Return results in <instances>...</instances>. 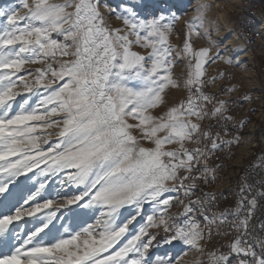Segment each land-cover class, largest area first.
Listing matches in <instances>:
<instances>
[{
    "label": "snow or ice",
    "instance_id": "obj_1",
    "mask_svg": "<svg viewBox=\"0 0 264 264\" xmlns=\"http://www.w3.org/2000/svg\"><path fill=\"white\" fill-rule=\"evenodd\" d=\"M210 7L184 22L180 48L168 0L0 7V264H264V238L249 231L264 180L255 195L245 180L231 213H210L215 194L191 198L216 179L211 156L241 143L201 123L233 119L225 100L209 112L203 91L216 79L206 65L231 58L192 44ZM183 60L188 95L169 106ZM225 224L236 232L227 251H206Z\"/></svg>",
    "mask_w": 264,
    "mask_h": 264
},
{
    "label": "bare ground",
    "instance_id": "obj_2",
    "mask_svg": "<svg viewBox=\"0 0 264 264\" xmlns=\"http://www.w3.org/2000/svg\"><path fill=\"white\" fill-rule=\"evenodd\" d=\"M240 9L242 18L239 23L240 26L236 32V36L238 38H241L242 41H244L245 45L256 43V41L258 42V38H260L261 43L264 42V19H262V21L260 20L261 15L264 16L263 3L260 0H240ZM245 29L247 31H250L248 32V35H245ZM247 49L249 51L248 46ZM260 51L263 52L262 54H264V50L262 51L260 49ZM236 55V63H239L241 67H244V64H246V57L239 53H237ZM258 63L257 72L261 76V78L264 79V68L261 63ZM226 78L228 77L225 76V79ZM227 83H229V80L226 81V84ZM216 85H220V83H212V88H214ZM222 88L223 84L220 88L218 87L216 88V90H214V94H222ZM231 95L232 93H230L228 90H225V98H228L229 111H236V109L240 108L239 112L237 113V120L239 122L246 121L243 127H240L239 125L238 130H234L233 135L236 136L239 135L240 132H244L246 136L242 139L243 143L239 147L240 149H236L235 146H233L231 149L224 148L211 156L208 161V167L215 168L216 165L221 166L215 173L216 179L211 180L208 184H205L202 181L203 184L197 185V189L194 195L191 197L192 199H194L197 196H202L204 193H208L209 189V194H215L219 196V199L222 201V203H230V205L227 204L225 208H222L223 206L219 205L221 202L218 203L219 201L217 202L216 198L212 202L210 213H220L226 210L231 213L235 210L236 197H238V181H240V177H242L243 174H245V172L247 171V166L249 163H254L255 159L259 158L260 156H264V118L255 117L253 123L249 122V118L254 114L251 110L254 105V98L257 100L256 103H258V105H260L261 108L264 109V94L258 90H253V92L251 93V98H249L248 95H241L238 97H233ZM212 108L213 107H209L208 105L207 110L211 112ZM207 120L208 126H212V128L215 129V125H217L216 117L205 119L204 121H202L203 127L207 123ZM215 132L216 131H213L214 134ZM224 138L228 139V137ZM194 146L197 147V145ZM187 200L188 198H185V203H187ZM180 208H182V206H180ZM261 213L262 219H264V211H261ZM231 219H233V217L229 215V220ZM221 231L225 234L221 236H215L214 239L218 246V249L226 251L225 246L235 237L236 232L231 228L229 224H225L221 228ZM249 231L253 232L256 235V229H253V226H249ZM258 237L264 238L261 235H258Z\"/></svg>",
    "mask_w": 264,
    "mask_h": 264
},
{
    "label": "rangeland",
    "instance_id": "obj_3",
    "mask_svg": "<svg viewBox=\"0 0 264 264\" xmlns=\"http://www.w3.org/2000/svg\"><path fill=\"white\" fill-rule=\"evenodd\" d=\"M144 1L146 0H143V2ZM119 2L120 0H109V3L113 5ZM168 2L174 6V10L177 11V13L181 16V19L177 22L175 26V31L173 32L170 38L171 43L173 45H176L177 48L182 47V42H183L184 35L186 32L184 22L186 20H190L193 16L198 15L197 9L199 5L203 3H207L211 6L205 14V24H204V27L200 29L201 35L193 36L191 39H192V44L194 48L198 49L200 47H211L212 48L211 55H215V53L219 51L221 57L231 58L232 60V63L228 64V63H225L223 59H217L214 63H209L208 65H206V72L209 75L211 74L210 77L215 74V73H211L213 71V67L218 68V66L220 65L227 66L224 69V71L221 72L223 75L217 72L218 74L215 76L216 79H215L214 84L220 83V85H216L214 88H212L213 92L214 90H216V88L218 87L220 88L222 86L224 80H225L226 88L235 87L236 82H235L234 76H230L225 79V76H227L228 67L233 68L235 74L242 72L246 80L248 81L247 83L253 81L254 72L252 71V69L254 65H252V59L255 58L256 56H254L253 52L249 53L244 41H242L241 38H238L236 36V32L238 30L237 20H238V17L240 15V10H241L240 0H172V1L168 0ZM14 4L18 5V0H0V7H8ZM262 19H264V16L261 15L260 20L262 21ZM110 22L113 26H119L121 23L119 20L115 19L114 16L111 17ZM205 29L209 31L210 37L212 41H214L213 44H209L208 39L203 36ZM257 40H258V43H257L256 49L260 57L264 59V54H262L263 52L260 51V49L262 51L264 50V42L261 43L260 38H258ZM134 50L140 51L142 53H146L148 51L146 49H139V48H136ZM237 53L242 54L246 57V60H245L246 64H244V67H241L239 63L238 64L236 63ZM256 59L258 60V57H256ZM186 65H187V60H183L177 63L175 67L173 68L174 78H176L177 80L181 82V87L178 89L167 90L166 99L168 101L169 106L177 104L181 100L186 99L188 95L187 90L183 87V81L187 77V71H188ZM30 67L34 68L36 66H30ZM236 67H238L240 72L236 69ZM227 80H229V83L226 84ZM260 84H261V88L263 89H256V88L247 89V88H243L242 86L238 84L239 90L237 92V95L233 97H238L241 95H248V97L251 98L252 96L251 93L253 92V90H258L264 94V79L263 78L260 79ZM250 90H251V93H250ZM229 92L232 93V90ZM256 102L257 100L254 98V105L251 109L254 114L253 116L249 118L250 123H253V121L255 120L254 119L255 117L264 118V109H262L261 106L258 105V103ZM159 111L160 109H157L156 113L158 114ZM263 126H264V123H263ZM239 136L241 137V143L239 146H235L236 149H240L239 147L243 143L242 139L246 135L244 132H240ZM51 139L54 141L56 137L53 135ZM194 145L195 144H192L193 148L195 147ZM215 197L217 198V202L219 201L218 203L221 202L219 205L223 206L222 208H225L227 204L230 205V203H227V202L222 203V201L219 199V196L215 195ZM145 208L146 210H150L148 205H146ZM181 210L182 208H180L179 205L174 206L171 209L172 212H179ZM213 249H218V246L214 238L211 241V243L208 244L206 251H212ZM196 255L198 254L190 253L187 259L192 260ZM205 264H207L206 258H205Z\"/></svg>",
    "mask_w": 264,
    "mask_h": 264
},
{
    "label": "built area",
    "instance_id": "obj_4",
    "mask_svg": "<svg viewBox=\"0 0 264 264\" xmlns=\"http://www.w3.org/2000/svg\"><path fill=\"white\" fill-rule=\"evenodd\" d=\"M262 2V1H261ZM264 5V2H262ZM248 32L245 29V35H248ZM256 41V40H255ZM257 41L256 43H252V44H246L249 48V53H254L256 57H259L260 59V63L262 64L263 68H264V59L262 57H260L256 46H257ZM218 73L215 72V74L211 77H205V81L207 82L210 78L215 77ZM234 73V69L231 67L227 68V77L229 76H233ZM234 89L232 90V96H236L237 92L239 90L238 88V83L235 84V87H233ZM222 94H214L213 89H212V83L211 84H207L206 86L203 88V91L206 94L212 95L215 97V100L213 101L212 104H209V107H213L215 105L216 100H225L228 102V98H225V90H229L227 88H225V80L223 82V88H222ZM227 108L228 111L225 113V115L227 116H231L233 119L230 121H220L219 116L216 117L217 120V125H215V129H213V131H220L221 132V136L224 135L223 132V127H227L229 130V135L227 136L228 139L234 137L233 132L234 130H238V127L240 125V122L237 120V113L239 112L240 108L236 109V111H229V104L227 103ZM205 128L208 127V120L207 123L204 125ZM189 148H193L192 144L188 145ZM226 152V151H225ZM218 157V155H217ZM212 162H216V161H212ZM217 166V165H216ZM247 171L245 172V174H243L242 177H240V181L238 184V197H239V192H240V188L242 186V184L245 182V180L248 181V183H253L255 185L252 195H255L257 191L261 190V180H264V156H260L259 158L255 159L254 163H249L247 166ZM198 184H203L202 181L197 182ZM208 193H209V189H208ZM238 197H236V206H237V200ZM251 198V197H249ZM261 211H264V198H259L258 199V207L257 210L253 216L252 222L250 223L249 226H253V229H256V236L258 237V235H261V230H260V225L264 224V219H262V213ZM227 251V248H226ZM233 264H235V261H233Z\"/></svg>",
    "mask_w": 264,
    "mask_h": 264
},
{
    "label": "crops",
    "instance_id": "obj_5",
    "mask_svg": "<svg viewBox=\"0 0 264 264\" xmlns=\"http://www.w3.org/2000/svg\"><path fill=\"white\" fill-rule=\"evenodd\" d=\"M150 1V2H149ZM145 3H151L153 2V0H146L144 1ZM241 11V10H240ZM241 18H242V14L240 12V15L238 17V20H237V25H238V28H239V23L241 21ZM240 20V21H239ZM256 57L252 59V65L253 66V69L252 71L254 72L253 74V81L252 82H249L247 83L248 81L246 80L245 76L243 75L242 72L239 71L238 67H236V69L240 72V73H237V74H234V78H235V82L238 83L240 86H242L243 88H247V89H253V88H256V89H263L261 88V84H260V79H261V76L258 74V68H257V63L260 62V59H258L256 61ZM256 61V62H255ZM260 64V63H258ZM227 66H223V65H220L218 66V68L216 67H213V71L211 73H215V72H218L219 74H221V72L224 71V69L226 68ZM251 71V72H252ZM242 73V74H241ZM211 75V74H210ZM210 75L206 72V75L207 77H210Z\"/></svg>",
    "mask_w": 264,
    "mask_h": 264
},
{
    "label": "water",
    "instance_id": "obj_6",
    "mask_svg": "<svg viewBox=\"0 0 264 264\" xmlns=\"http://www.w3.org/2000/svg\"><path fill=\"white\" fill-rule=\"evenodd\" d=\"M260 1L264 2V0H260Z\"/></svg>",
    "mask_w": 264,
    "mask_h": 264
}]
</instances>
